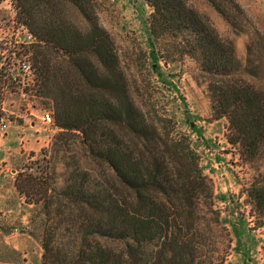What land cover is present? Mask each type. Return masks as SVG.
<instances>
[{"label":"rangeland","instance_id":"374dc122","mask_svg":"<svg viewBox=\"0 0 264 264\" xmlns=\"http://www.w3.org/2000/svg\"><path fill=\"white\" fill-rule=\"evenodd\" d=\"M185 1L234 51L232 70L221 74L205 70L200 53H186L192 49L178 47L176 34L153 39L152 9L143 0H91L99 24L115 42L134 103L162 136L188 138L203 175L196 179L192 208L190 193L189 197L180 195L185 208L179 200L165 206V196L150 195L152 204L170 215V238L179 234L180 244L175 246L169 239L164 246L163 241L143 250L135 246L136 264H155L161 248L166 252L163 264H264V142L253 158L243 156L228 141L229 119L213 111V87L222 92L238 82L264 93V0ZM16 6L17 0H0V24L8 40L21 34V23L26 25ZM65 13L68 22L85 28L82 16L72 7ZM13 51H17L15 59ZM152 51L156 52L154 60ZM25 53L10 43L0 45V99L5 100L0 104L1 120L7 125L2 138L8 132L17 138L15 156L7 168L15 183L7 188L9 209L0 218V264H44L45 255L46 264H53L65 261L69 251L80 245L81 226L92 213L73 204L67 190L71 180H87L101 190L114 184L115 173L91 153L83 134L57 127L55 101L38 92L37 81L30 86L14 81L22 76L18 60ZM46 113L52 116V124L42 121ZM166 161L171 170H179L172 157ZM11 169L16 172L11 174ZM120 191L139 207L133 193ZM174 220L180 223V233ZM119 240L116 235L98 234L90 244L120 249Z\"/></svg>","mask_w":264,"mask_h":264},{"label":"trees","instance_id":"16d2710c","mask_svg":"<svg viewBox=\"0 0 264 264\" xmlns=\"http://www.w3.org/2000/svg\"><path fill=\"white\" fill-rule=\"evenodd\" d=\"M143 1L152 9L149 28L153 39L176 34L178 47L192 49L184 50L186 53H200L205 70L221 74L233 69L234 51L185 0ZM16 7L38 40L33 50L37 89L43 97L55 101V124L62 130L83 134L91 153L115 173L114 184L101 190L87 180H71L67 190L73 204L92 213L81 226L80 245L68 250L70 256L65 261L53 264H136L135 246L143 250L159 241L164 246L169 239L179 246V234L170 238V215L154 206L150 195L165 196V206L179 200L185 208L187 203L180 195L189 197L190 193L188 205L194 206V185L203 175L188 138H171L166 132L162 136L160 128L145 119L130 96L115 42L99 24L91 0H17ZM68 7L82 16L84 29L68 22ZM150 58L156 59L155 51ZM213 90L214 113L230 122L229 143L239 147L243 156L253 158L264 142V93L238 82L222 92L215 87ZM2 115L0 106V120ZM168 156L179 170H171ZM122 188L133 193L138 208L129 196L122 195ZM173 226L181 232L176 220ZM98 234L118 236L120 249L104 243L90 244ZM44 247L50 250L49 244ZM165 255L161 248L155 264H163ZM44 257L46 264L49 258Z\"/></svg>","mask_w":264,"mask_h":264},{"label":"built area","instance_id":"2783aa9c","mask_svg":"<svg viewBox=\"0 0 264 264\" xmlns=\"http://www.w3.org/2000/svg\"><path fill=\"white\" fill-rule=\"evenodd\" d=\"M115 1V0H111ZM18 15V13H17ZM17 17V16H16ZM21 34H16L14 37H12V40H8L6 38V35L4 34V27L0 24V45H7L10 43L14 46V48H22L24 51L26 50V53L24 55V59H19L18 63V70L22 73V76L15 77L14 81L17 83H21L22 85H29L30 82H33L36 85L37 81V75L36 70L33 64V48L38 44V40L36 36L30 32L28 27L21 23ZM22 35V37H21ZM22 38V39H21ZM14 59L16 57L17 51H13ZM19 54V53H18ZM5 103L4 99H0V104ZM42 121L45 124H52L53 118L49 113L44 114L41 117ZM7 128V125L3 120L0 121V136H2L3 131Z\"/></svg>","mask_w":264,"mask_h":264},{"label":"crops","instance_id":"0c3cea01","mask_svg":"<svg viewBox=\"0 0 264 264\" xmlns=\"http://www.w3.org/2000/svg\"><path fill=\"white\" fill-rule=\"evenodd\" d=\"M32 127H36L32 126ZM15 134L7 133L4 138L0 137V218L7 215L8 211V201H9V190L7 189L9 184L15 183V179L13 176L8 175V163L13 160L15 156V151L13 147L16 145ZM11 174L16 172L15 170L11 169ZM10 193L12 194L13 191L10 189ZM11 197V196H10ZM2 230L0 228V234Z\"/></svg>","mask_w":264,"mask_h":264},{"label":"water","instance_id":"95a60500","mask_svg":"<svg viewBox=\"0 0 264 264\" xmlns=\"http://www.w3.org/2000/svg\"><path fill=\"white\" fill-rule=\"evenodd\" d=\"M36 124H32V126H35Z\"/></svg>","mask_w":264,"mask_h":264}]
</instances>
